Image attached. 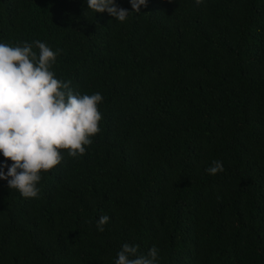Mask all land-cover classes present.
<instances>
[{"label": "trees", "instance_id": "16d2710c", "mask_svg": "<svg viewBox=\"0 0 264 264\" xmlns=\"http://www.w3.org/2000/svg\"><path fill=\"white\" fill-rule=\"evenodd\" d=\"M36 40L60 50L56 78L103 96L101 131L36 198L0 179V264H115L125 243L157 264H264V0H147L124 22L0 0V43Z\"/></svg>", "mask_w": 264, "mask_h": 264}, {"label": "clouds", "instance_id": "9594fccd", "mask_svg": "<svg viewBox=\"0 0 264 264\" xmlns=\"http://www.w3.org/2000/svg\"><path fill=\"white\" fill-rule=\"evenodd\" d=\"M133 12L140 13L147 0H130ZM202 0H196L201 3ZM88 9L109 13L124 22L131 13L119 7L116 0H87ZM22 46L0 43V153L13 163L5 164L7 173L0 179L25 198H36L41 173L59 165L67 150L71 157L83 156L91 139L101 131L102 114L98 105L103 96L74 92L72 81L56 78L52 70L60 50L53 51L36 40ZM19 170V171H18ZM223 162L214 160L208 172H223ZM10 178V179H9ZM102 215L96 222L103 232L109 222ZM138 245L123 244L115 264H157L159 249L153 246L146 255H138Z\"/></svg>", "mask_w": 264, "mask_h": 264}]
</instances>
